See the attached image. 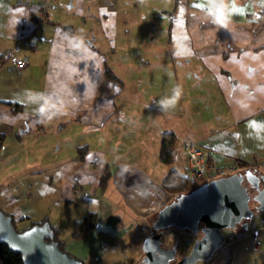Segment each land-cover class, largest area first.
Returning a JSON list of instances; mask_svg holds the SVG:
<instances>
[{"label":"crops","instance_id":"0c3cea01","mask_svg":"<svg viewBox=\"0 0 264 264\" xmlns=\"http://www.w3.org/2000/svg\"><path fill=\"white\" fill-rule=\"evenodd\" d=\"M0 132V209L17 228L46 219L83 264H144L149 217L174 196L161 181L187 167L186 137L209 163L264 173V0H0ZM85 210L95 225L75 239ZM263 215L258 249L249 225L195 264H264Z\"/></svg>","mask_w":264,"mask_h":264},{"label":"water","instance_id":"95a60500","mask_svg":"<svg viewBox=\"0 0 264 264\" xmlns=\"http://www.w3.org/2000/svg\"><path fill=\"white\" fill-rule=\"evenodd\" d=\"M264 212V173L250 168L213 177L180 192L160 207L142 241L144 264H195L209 260L222 246L225 231L241 236L252 217ZM168 227L198 234L189 252L176 258L177 247L160 245ZM0 242L20 252L23 264H82L58 247L47 221L16 230L11 216L0 209Z\"/></svg>","mask_w":264,"mask_h":264},{"label":"trees","instance_id":"16d2710c","mask_svg":"<svg viewBox=\"0 0 264 264\" xmlns=\"http://www.w3.org/2000/svg\"><path fill=\"white\" fill-rule=\"evenodd\" d=\"M107 76L111 78H116V76L110 71H108V69H107ZM10 105L14 111L18 110L21 107V104L15 103V102H10ZM3 134L4 133L0 132V145L3 139ZM174 143H175V134L173 132L171 131L162 132L160 136V141H159V157L161 161L166 165H170L171 162L173 161ZM82 147H85V145L81 146V148ZM205 162L207 164H210L207 160ZM236 162L238 163V161ZM238 164L241 166L240 170L250 168L252 171H255V172L260 171L254 164L246 165L240 162ZM108 177H109V170L107 169L106 166H104L103 172L100 178V185L106 184ZM205 180L206 179H203V178L191 177L189 175L188 167H185L184 173L176 169L169 168V170L163 177L161 184L166 190L174 192V195H175L180 192L189 191L194 186L198 185L199 183H202ZM155 214L149 217V221H151L155 217ZM96 217L97 215L94 211L85 210L79 218L73 220L72 229H71V237L75 239L83 237L95 225ZM11 220H12V217H11ZM44 221H46V219H43L42 221L37 222V223H42ZM12 223L15 226V229L18 231L23 230L35 224V223H29L24 227L17 228L13 220H12ZM50 228L53 233V239L56 241L58 247L65 250L64 241L60 238L58 230L52 227L51 225H50ZM0 264H23L20 252L12 250L5 243L0 242ZM224 264H231L230 259L227 258Z\"/></svg>","mask_w":264,"mask_h":264},{"label":"built area","instance_id":"2783aa9c","mask_svg":"<svg viewBox=\"0 0 264 264\" xmlns=\"http://www.w3.org/2000/svg\"><path fill=\"white\" fill-rule=\"evenodd\" d=\"M45 2L51 1L55 2L57 0H44ZM9 61L16 68H21L25 65V57L16 55L14 52H9L6 56ZM183 149L186 155V162L189 171V175L195 178L207 179L209 177H216L221 175H226L234 171L239 170V165L237 162H232L225 166H217L213 163L207 164L205 162L203 152L199 149L196 143L189 137H186L183 141ZM261 166V164H260ZM261 226L264 228V215L261 219ZM234 233L231 232L228 234V239L231 240L234 238ZM250 245L252 249H258L260 245L259 238V226H252L250 228Z\"/></svg>","mask_w":264,"mask_h":264},{"label":"rangeland","instance_id":"374dc122","mask_svg":"<svg viewBox=\"0 0 264 264\" xmlns=\"http://www.w3.org/2000/svg\"><path fill=\"white\" fill-rule=\"evenodd\" d=\"M178 168L180 171H183L184 164H182V167L178 166ZM252 218L253 222L257 223L259 221V217L257 216H253ZM197 235L191 233L187 229L181 230L175 227H168V229L163 233L160 238V245L162 247H168L175 243L177 247L176 258H178L181 255L187 254L189 252L194 240L197 238ZM242 237L244 238L245 236ZM240 238L237 237L236 239L238 240ZM228 241L229 240H226V242Z\"/></svg>","mask_w":264,"mask_h":264},{"label":"clouds","instance_id":"9594fccd","mask_svg":"<svg viewBox=\"0 0 264 264\" xmlns=\"http://www.w3.org/2000/svg\"><path fill=\"white\" fill-rule=\"evenodd\" d=\"M180 90L177 89L174 93V96L172 99H167V100H164V101H161V103L165 106V107H168L170 105H174L176 103V100L179 98L180 96ZM240 170V169H239ZM238 171V170H237ZM227 175V174H226ZM218 177V176H216ZM210 178H213V177H209L207 178L206 180L210 179ZM229 231H232V230H229ZM233 232V231H232ZM235 235V234H234Z\"/></svg>","mask_w":264,"mask_h":264},{"label":"flooded vegetation","instance_id":"af4514ba","mask_svg":"<svg viewBox=\"0 0 264 264\" xmlns=\"http://www.w3.org/2000/svg\"><path fill=\"white\" fill-rule=\"evenodd\" d=\"M174 263H175V261H174V260L170 261V264H174Z\"/></svg>","mask_w":264,"mask_h":264},{"label":"snow or ice","instance_id":"6c2138e0","mask_svg":"<svg viewBox=\"0 0 264 264\" xmlns=\"http://www.w3.org/2000/svg\"><path fill=\"white\" fill-rule=\"evenodd\" d=\"M196 7H201V5L200 4H197Z\"/></svg>","mask_w":264,"mask_h":264}]
</instances>
